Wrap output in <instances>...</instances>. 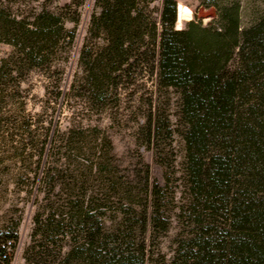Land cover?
Returning <instances> with one entry per match:
<instances>
[{"label": "trees", "instance_id": "trees-1", "mask_svg": "<svg viewBox=\"0 0 264 264\" xmlns=\"http://www.w3.org/2000/svg\"><path fill=\"white\" fill-rule=\"evenodd\" d=\"M52 1L0 0V45L9 48L0 60V112L21 95L30 74L60 70L70 57L83 0H70L57 11L49 9ZM218 3L212 22L204 26L189 21L184 29H175L190 16L178 5L177 21L176 0H95L87 33L104 45L92 52L85 44L79 53V65L94 92L122 65L129 69L149 59L157 84L179 96L186 175L207 217L196 221L169 264H264V6L251 23L240 26V0ZM59 81L51 84L56 87ZM32 125L31 118L13 123L0 116V129L8 134L0 151V192L13 182L24 188L27 202L38 165ZM152 132L150 127V138ZM51 144L46 177L53 180L56 174L62 185L45 197L48 212L33 216L32 240L39 236L43 243L33 242L31 253L40 246L35 254H45L61 235L73 240L61 263L76 257L83 264H148L133 233L144 232L157 220L161 187L146 175L139 191L144 202L136 203L140 219L134 224L126 219L135 202H124L118 216L120 223L130 222L128 235H105L99 225L103 205L96 189L86 185L100 173L101 154L91 153L87 165L71 163L69 135L63 133ZM47 183L53 193L55 185ZM131 193L119 187L118 200ZM16 232L17 225L13 232L0 228V257L17 240ZM24 259V264L35 262L29 255Z\"/></svg>", "mask_w": 264, "mask_h": 264}, {"label": "rangeland", "instance_id": "rangeland-1", "mask_svg": "<svg viewBox=\"0 0 264 264\" xmlns=\"http://www.w3.org/2000/svg\"><path fill=\"white\" fill-rule=\"evenodd\" d=\"M69 2L53 0L49 9L57 11ZM240 2V26H246L261 13L264 0ZM177 5H182L183 11L189 10L190 16L189 19L183 17L177 28V14L175 29H184L189 21L205 26L217 18L220 9L218 0H177ZM94 11L95 0H83L77 38L68 61L62 63L60 70L54 68L50 73L38 70L30 74L22 84L21 95L0 112L3 119L13 123L31 118V130L38 139L37 175L31 200L27 202L24 188L13 182L0 192V228L13 232L17 225L18 237L6 249L7 257L2 258V264H24L25 255L34 258V264H83L76 257L60 262V257L73 242L70 236L53 238V244L48 245L45 254H35L40 246L34 253L30 250L33 242L36 245L43 243L39 236L32 240L33 216L48 212L49 202L45 197L55 195L62 185L60 176L51 172L54 175L51 180L46 177V170L53 159L51 143L63 133L72 139L71 163L87 165L94 151L102 156L99 175L94 180L89 179L86 185L96 189L99 203L103 205L99 223L103 234L128 235L126 227L131 221L134 224L140 219L136 203L144 202L139 191L146 175L150 183L161 187L156 198L157 220L144 232L133 233L135 242L144 249L148 264H169L174 250L184 245L185 237L194 232L196 221L207 217L186 175L185 122L181 118L179 96L174 89L157 84L152 61L135 62L129 69L127 64L122 65L121 70L103 79L101 91L94 92L89 87L79 65V53L85 44L92 52H99L104 45L101 38H90L87 33ZM8 52V47L0 45V60ZM55 78L60 79L56 87L51 84ZM1 122L6 124V121ZM150 127L154 131L151 138ZM6 132L0 129V151L8 137ZM47 181L55 185L53 193L48 192L50 184ZM122 186L131 189L132 193L120 202L117 190ZM128 201L135 202V207L128 209L126 219L130 222L123 224L118 212Z\"/></svg>", "mask_w": 264, "mask_h": 264}, {"label": "built area", "instance_id": "built-area-1", "mask_svg": "<svg viewBox=\"0 0 264 264\" xmlns=\"http://www.w3.org/2000/svg\"><path fill=\"white\" fill-rule=\"evenodd\" d=\"M5 256L6 255H2L1 257H0V262L2 263V258H5Z\"/></svg>", "mask_w": 264, "mask_h": 264}, {"label": "water", "instance_id": "water-1", "mask_svg": "<svg viewBox=\"0 0 264 264\" xmlns=\"http://www.w3.org/2000/svg\"><path fill=\"white\" fill-rule=\"evenodd\" d=\"M176 2H177V0H176ZM177 8H178V5H177ZM177 14H178V9H177Z\"/></svg>", "mask_w": 264, "mask_h": 264}]
</instances>
